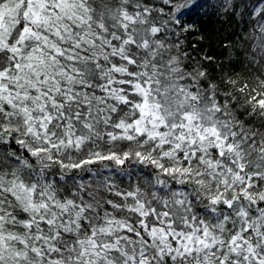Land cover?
Segmentation results:
<instances>
[{
    "label": "snow or ice",
    "instance_id": "obj_1",
    "mask_svg": "<svg viewBox=\"0 0 264 264\" xmlns=\"http://www.w3.org/2000/svg\"><path fill=\"white\" fill-rule=\"evenodd\" d=\"M201 13L205 0H0V264H264V132L229 90L264 118V79L217 83L185 62ZM248 15L241 40L264 69V0ZM98 161L145 182L103 177L120 202L97 199L73 174Z\"/></svg>",
    "mask_w": 264,
    "mask_h": 264
},
{
    "label": "trees",
    "instance_id": "obj_2",
    "mask_svg": "<svg viewBox=\"0 0 264 264\" xmlns=\"http://www.w3.org/2000/svg\"><path fill=\"white\" fill-rule=\"evenodd\" d=\"M254 0H231V7L226 11L222 5L224 0H205L207 14H199L193 17L194 28L181 37V48L186 50L188 59L185 61L192 66L200 67L208 73L209 80L217 83L223 78L231 76L238 83L247 82L250 87L257 84L259 79H264V69L259 65H252L246 56V44L241 40L242 36H247L252 30L256 17L249 18V11ZM215 5V7H213ZM235 15H232V12ZM248 22L245 23L244 21ZM233 91V104L236 105L235 112L238 118L249 130L255 129L264 132V118L258 111L251 112V106L246 103V94H240L237 90ZM20 148L19 145L15 146ZM23 151V149H20ZM107 152L108 147L101 143L99 149ZM112 150H128L123 144L114 147ZM135 151V149H132ZM86 154L81 153L75 158L79 159ZM117 166L112 161H98L95 164L86 165L83 169L75 170L76 182L89 185L88 191L97 199H112L120 202V198L105 191L98 186V181L103 177L111 176L112 181L121 189L131 190L133 182L144 184L145 176L141 172V166L134 163H127L123 166L126 172L118 171ZM91 170L88 171V170ZM149 169L145 168L144 172ZM95 173V177L91 175ZM130 174L132 181L126 176ZM68 187H74L73 181H68Z\"/></svg>",
    "mask_w": 264,
    "mask_h": 264
}]
</instances>
